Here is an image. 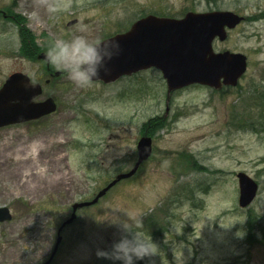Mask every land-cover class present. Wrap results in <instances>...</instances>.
<instances>
[{"label": "rangeland", "instance_id": "1", "mask_svg": "<svg viewBox=\"0 0 264 264\" xmlns=\"http://www.w3.org/2000/svg\"><path fill=\"white\" fill-rule=\"evenodd\" d=\"M4 9L13 20L0 21V88L14 73L29 74L44 87L37 101L53 97L58 110L0 130V207L13 215L0 224V264H43L71 206L131 170L143 125L166 114L152 158L99 205L79 212L53 264H112L97 251L120 238L113 219L127 220L125 211L142 219L160 249L137 264H264V0H0ZM216 10L247 18L227 41L214 43L218 53L246 55L247 72L238 87L222 92L177 91L169 109L158 70L80 87L52 65L63 74L45 86L44 64L20 53V27L48 52L58 39L124 34L148 15L181 19ZM192 156L207 172L184 170L181 163ZM240 172L260 185L245 210L238 203Z\"/></svg>", "mask_w": 264, "mask_h": 264}, {"label": "water", "instance_id": "2", "mask_svg": "<svg viewBox=\"0 0 264 264\" xmlns=\"http://www.w3.org/2000/svg\"><path fill=\"white\" fill-rule=\"evenodd\" d=\"M243 21L244 18L234 13L221 11L188 13L183 19L150 15L137 21L127 33L107 39L119 42V54L108 61L107 70H102L100 77L93 82L110 85L123 77L156 69L167 83V105L172 93L191 86H204L214 91H220L223 87H237L247 71V57L229 51L215 53L213 44L216 39L226 41L227 29L233 30ZM75 23L73 21L69 26ZM46 56L42 54L38 59L49 67ZM60 75V72L55 74L56 77ZM30 82L28 75L16 73L0 89V129L37 121L56 112L57 105L52 98L35 102L43 94V89L39 84L27 86ZM137 148L138 160L131 171L118 175L92 201L72 206V215L59 229L55 248L44 264L53 262L63 240L61 233L77 219L79 210L96 205L119 182L137 174L141 165L152 156L153 139L141 138ZM237 178L240 187L239 206L246 209L256 199L259 186L245 173L238 174ZM11 220L10 210L7 207L0 208V223Z\"/></svg>", "mask_w": 264, "mask_h": 264}, {"label": "clouds", "instance_id": "3", "mask_svg": "<svg viewBox=\"0 0 264 264\" xmlns=\"http://www.w3.org/2000/svg\"><path fill=\"white\" fill-rule=\"evenodd\" d=\"M119 50L117 40H90L77 36L71 40H56L46 58L51 65L66 73L68 79L80 87H87L100 77L102 70H107L108 61L118 55ZM27 86L31 87L32 82ZM125 212L127 220L121 222L118 218L113 219V223L121 228L120 238L110 250L97 251L98 257L106 258L112 264H137V261L160 252L158 244L145 234L142 219ZM178 245H183V242Z\"/></svg>", "mask_w": 264, "mask_h": 264}, {"label": "trees", "instance_id": "4", "mask_svg": "<svg viewBox=\"0 0 264 264\" xmlns=\"http://www.w3.org/2000/svg\"><path fill=\"white\" fill-rule=\"evenodd\" d=\"M20 33H21V38H22V45L20 48V53L22 54L23 57H25L27 60L31 61H37L38 55L42 51H46V49H41L38 44H36V38L34 35L25 27H20ZM166 126V119L161 116H156L153 118H150L142 127V135L143 136H149V137H155V135L160 132L163 128ZM182 166L184 165V170L187 171H203L207 172V170L202 167V165L199 163V161L192 156V159L188 161L187 164L181 163ZM188 168V170H187ZM183 170V171H184ZM180 175L182 174L183 171L179 169ZM154 224L156 222H153ZM249 226L248 230L253 229V224H251V219H249Z\"/></svg>", "mask_w": 264, "mask_h": 264}, {"label": "flooded vegetation", "instance_id": "5", "mask_svg": "<svg viewBox=\"0 0 264 264\" xmlns=\"http://www.w3.org/2000/svg\"><path fill=\"white\" fill-rule=\"evenodd\" d=\"M12 17V16H11ZM50 76H52V74H50Z\"/></svg>", "mask_w": 264, "mask_h": 264}]
</instances>
